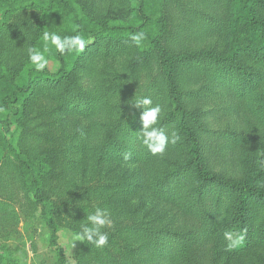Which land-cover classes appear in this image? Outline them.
<instances>
[{
	"label": "trees",
	"instance_id": "16d2710c",
	"mask_svg": "<svg viewBox=\"0 0 264 264\" xmlns=\"http://www.w3.org/2000/svg\"><path fill=\"white\" fill-rule=\"evenodd\" d=\"M126 1L131 3L134 25L109 21L87 24L69 0H0L3 15L30 11L35 6L49 14L47 19L40 16L29 21L38 27L33 43L30 35L22 37L0 26V36L8 40L30 36V46L42 48L41 33L57 32L55 28L62 19L70 36L78 31L91 41L83 52L72 53L74 60H65L52 48L47 58L61 65L55 74L46 69L36 72L29 60L19 75L10 77L0 71V105L8 117L18 113L21 97L29 94L36 82L50 81L55 88H49L52 94L68 96L73 104L71 90L76 84L72 80L61 82L86 50L98 56L124 58L121 71L102 69L89 75L90 82H98L96 88L89 95L76 92L74 97V105L88 111L95 103L105 104L93 106L108 122L102 140L91 148V158H98L97 162L114 158L136 163L153 198L171 204L180 214V220L171 226L170 221L143 214L139 207L129 208L125 222L115 226L124 243L109 237V244L97 249L83 242L76 264H99L100 254L109 264H153L154 259L163 264H202L205 260L212 264L221 259L223 251H230L223 235L226 231L244 235L233 251L264 249V154L255 152V148L264 146V0H190L199 8L192 12L195 18L191 22L182 16L181 0ZM140 30L146 33V39L137 48L128 38ZM204 32L225 35L231 38L230 45L223 50L183 47L180 51L188 36ZM238 33L246 41L243 46L233 39ZM138 73L144 79L140 84L135 78ZM100 75H112L113 84ZM217 91L228 98L230 106L234 104L240 120L222 132L208 127L201 108L207 96L218 98ZM141 96H151L154 104L162 105L159 126L180 136L175 145L169 144L164 156L151 155L141 143L142 109L134 105ZM10 121L6 120L5 128ZM77 158L72 160L74 168L87 165ZM227 161L233 162L230 171ZM12 166L13 178L18 181L23 175L25 186H32L33 194L45 201L37 190L38 177L21 174L16 165ZM88 168V172L94 171ZM79 173L84 178L86 169ZM2 178L6 185L11 184L8 171ZM77 187V194L101 191L85 183ZM121 203L115 199L118 207ZM81 207L84 211L82 204L77 208ZM9 217V205L0 202V222L6 225ZM58 249L62 251L59 245ZM8 250L3 247L0 264L9 260L5 258ZM256 259L260 263L254 264H264L261 256Z\"/></svg>",
	"mask_w": 264,
	"mask_h": 264
},
{
	"label": "rangeland",
	"instance_id": "374dc122",
	"mask_svg": "<svg viewBox=\"0 0 264 264\" xmlns=\"http://www.w3.org/2000/svg\"><path fill=\"white\" fill-rule=\"evenodd\" d=\"M69 2L81 12L87 24L98 25L105 21L123 25L135 24L129 1L69 0ZM180 4L182 16L187 22H191L195 18L192 12L199 8L192 5L190 0H181ZM44 13L35 6L26 12L0 14V26L8 28L10 32H19L22 37L30 35L33 43L38 37V27H35V22L31 24L30 22L40 16L47 19L49 14ZM60 25L55 30L61 36H70L62 19ZM43 26L44 24L42 29ZM30 36L20 41V37L14 41L0 36V71H3V74L13 77L25 69ZM234 38L241 46L246 42L241 33L235 34ZM230 40L231 38H226L225 35L204 32L198 36H188L184 46L181 44L179 49L181 51L183 47L192 49L199 47L223 50L230 45ZM74 54L66 53L63 56L65 60H74L76 58ZM48 61L46 70L51 74L58 73L61 68L60 62L49 58ZM124 61L126 60L120 56H98L95 52L86 50L73 67V71L61 82L72 80L76 84L71 90L73 104L70 103L68 96L52 94L49 88L55 89L53 84L44 81L36 82L30 93L21 97L15 116L8 117L7 110L0 105V202H6L10 211L6 225L0 222V254L4 246L9 249L8 255L5 254V258L9 260L2 264H76L83 242L75 241L71 249L68 233H75L76 228L86 222L87 214L96 207L110 210L112 226L105 228L104 231L109 232V237L120 244L124 243V238L117 235L115 226L125 222L129 208L132 210L139 207L143 214L170 221L168 224L171 226H175L180 220L178 210L171 204L153 198L142 180L143 171L136 163L122 162L114 158L97 162L98 158H91V148L102 140L108 122L99 110H93V106L100 107L105 104L95 103L88 111L82 106L76 107L74 97L76 92L89 95L96 88L98 82H90L89 75H96L95 73L102 69L119 72L126 63ZM100 76L102 80L113 84L112 75ZM142 76L141 73L136 75L135 78L139 79L138 84L141 83L140 80H144ZM128 82L136 84L132 80ZM217 94L218 98L212 94L213 99L207 96L201 108L204 111V122L208 127L222 132L227 127L237 125L240 120L234 104L230 106L228 98L222 96L221 91H217ZM8 119L11 123L5 128L4 123ZM255 152L257 155L264 154V146L255 148ZM87 154L88 157H85ZM77 157L87 165L85 164L83 168H74L71 165L72 160H76ZM13 164L21 174H35L38 177L40 186L37 190L45 201L33 194L32 186H25L27 179L23 175L18 177V181L13 178L11 175L15 168ZM88 167L94 171L88 172ZM226 168L230 171L233 162L227 161ZM85 169L86 173L82 178L79 172H84ZM5 171L10 174V185H6L2 178ZM80 177L82 179H79ZM83 182L89 187H99L101 191L77 194L79 193L77 186H82ZM115 199L122 200L119 207L115 204ZM79 204L84 205V211L82 207L77 208ZM58 245L62 251L58 249ZM256 256L264 258V249L223 251L221 259L212 264H254L259 262ZM99 264H109L102 254L99 256ZM153 264L163 263L159 259H154ZM202 264L208 262L205 260Z\"/></svg>",
	"mask_w": 264,
	"mask_h": 264
},
{
	"label": "clouds",
	"instance_id": "9594fccd",
	"mask_svg": "<svg viewBox=\"0 0 264 264\" xmlns=\"http://www.w3.org/2000/svg\"><path fill=\"white\" fill-rule=\"evenodd\" d=\"M48 13V12H46ZM45 14V13H44ZM129 41L137 48L142 47L143 41L146 39V33L143 30L136 31L129 35ZM43 47L38 48L29 46L27 48V56L31 65L36 72H43L48 67L47 53L52 48L60 55L81 53L85 50L86 44L89 43L83 34L76 32L75 35L61 36L55 31L44 30L40 35ZM134 105L142 109L140 120L142 128L140 130V139L142 145L153 156H164L169 144L175 145L180 136L172 130L170 133L162 126H159L160 118L163 114L162 105L153 103L151 96H141ZM112 219L111 212L107 208L96 207L94 211L86 216V222L80 225L78 232H69L68 240L71 243V249L74 247L75 241L87 242L97 249H102L109 244V232L104 231L105 228H111ZM224 239L227 241L226 248H232L241 244L244 235L234 231L224 232Z\"/></svg>",
	"mask_w": 264,
	"mask_h": 264
}]
</instances>
